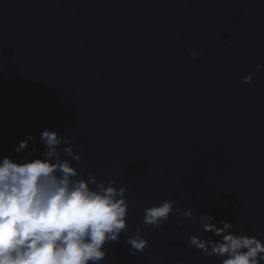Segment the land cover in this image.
<instances>
[{
	"label": "water",
	"instance_id": "95a60500",
	"mask_svg": "<svg viewBox=\"0 0 264 264\" xmlns=\"http://www.w3.org/2000/svg\"><path fill=\"white\" fill-rule=\"evenodd\" d=\"M257 62L264 0H0V156L26 155L14 149L28 133L39 155L51 128L85 178L126 186L127 235L141 229L150 247L130 251L122 233L104 264H219L188 243L216 239L200 215L264 240ZM165 199L194 219L144 226Z\"/></svg>",
	"mask_w": 264,
	"mask_h": 264
},
{
	"label": "clouds",
	"instance_id": "9594fccd",
	"mask_svg": "<svg viewBox=\"0 0 264 264\" xmlns=\"http://www.w3.org/2000/svg\"><path fill=\"white\" fill-rule=\"evenodd\" d=\"M189 55L195 59L198 53ZM255 71L264 72V63L257 62ZM242 79L251 84L253 72ZM34 139L25 134L15 147L26 155L0 156V264H104L106 244L118 242L122 233L130 251L143 253L150 247L141 229L127 235L126 186L117 187L115 179L100 181L92 172L85 178L73 163H80L81 154L58 131L41 130L39 155L37 148L30 149ZM174 205L165 199L146 207L143 225L162 227L173 211L194 219L191 208ZM199 224L203 233L216 237H188L189 245L204 256L217 257L219 264H264L260 237L236 232L231 222H217L208 213L200 215Z\"/></svg>",
	"mask_w": 264,
	"mask_h": 264
}]
</instances>
